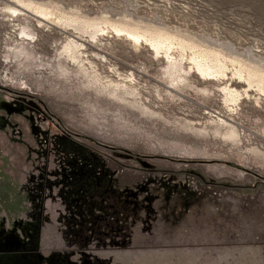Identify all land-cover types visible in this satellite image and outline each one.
I'll list each match as a JSON object with an SVG mask.
<instances>
[{"label": "rangeland", "instance_id": "obj_1", "mask_svg": "<svg viewBox=\"0 0 264 264\" xmlns=\"http://www.w3.org/2000/svg\"><path fill=\"white\" fill-rule=\"evenodd\" d=\"M22 1L54 22L0 0V264H264V0Z\"/></svg>", "mask_w": 264, "mask_h": 264}, {"label": "bare ground", "instance_id": "obj_2", "mask_svg": "<svg viewBox=\"0 0 264 264\" xmlns=\"http://www.w3.org/2000/svg\"><path fill=\"white\" fill-rule=\"evenodd\" d=\"M14 2L15 3L17 2L16 5L17 4L19 5V3H20V6H21V4H23L25 7H28L29 10H25L22 8L23 7L22 6L21 11L23 10L27 14L32 15L35 18L37 17L40 20H45V19L47 20V18L49 20L53 16V13L51 12L52 10L50 11L41 5L40 6H38V5L34 6L33 5L34 6L33 7V6H31L32 2L29 3V2L25 1L26 2L25 3L22 0H14ZM18 8H19V6H18ZM13 10L17 16L23 15L17 9H13ZM55 15H57V14L55 13ZM55 15L53 18H55ZM59 18L61 19V17H59ZM64 18H66V17H64ZM53 20L54 19H52V21ZM70 20L71 19H69V24L70 23H76V24L78 23V21L76 19H72V21H70ZM46 22H49V21H46ZM64 22H65V19H64ZM66 22L68 23L67 20H66ZM83 22H84V20H83ZM107 23L109 26H111V24H110L111 22L107 21ZM117 24H118V22H117ZM117 24L115 23V24H112V26H111L114 29V31H116L118 33H122V34L124 33L127 37H129L131 40H133L137 43H140L139 41H143V42H145V44L148 43V46H150L156 52H160L162 50L165 52L166 55H168L167 54L168 51L171 50L172 48H175V47H173L174 44H177V47L182 51L185 49L186 50L191 49L192 52H191V55L189 56L188 62H191V64H192L191 67H193V69H194L193 72H195L202 80H205V81L216 80V79L219 80V79L226 78L227 73H228L227 71H229L228 69H230V68H228L229 65H227V63H228L227 61L234 62L233 60L230 61V60L223 58V56H221L219 53H217V51L216 52L205 51V49L203 51H200L198 49L200 51L199 52L197 50L196 45H194L193 43L185 42L184 39L182 40V39L178 38L180 40H178L176 43L175 38H177V37L172 36L165 31H162L163 29L159 30V28H158V29L152 30V29H146L145 28V30H144V29H140L139 27H136V26L135 27L128 26V24L127 25H125V24L124 25H121V24L117 25ZM108 25H106V26H108ZM74 26H76V25H74ZM79 27H81V26H78V28ZM74 28H76V27H74ZM97 29H98L97 31H103V29L100 27H98ZM79 31H81V30H79ZM169 53H171V51ZM179 54H180V51H179ZM180 55H182V52ZM238 64H240V63H238ZM244 68L245 67H243L241 65L238 66V68L236 67L234 75H236L240 79H242V81L245 82V84H247L248 87L255 84L254 86L257 87L256 88L257 91L264 93V75L261 74L262 72L258 73L256 71H253V69L248 70L247 67L245 68L247 70L244 71ZM168 88L171 89L170 86ZM224 91H226V96L231 97V98L234 97V92L231 89L226 87V88H224Z\"/></svg>", "mask_w": 264, "mask_h": 264}, {"label": "crops", "instance_id": "obj_3", "mask_svg": "<svg viewBox=\"0 0 264 264\" xmlns=\"http://www.w3.org/2000/svg\"><path fill=\"white\" fill-rule=\"evenodd\" d=\"M6 191H7V190H6ZM3 220H4V219H3ZM0 222H1V224H2V225H4V224H7V223H8V221H7V220H6V221H4V222L1 220Z\"/></svg>", "mask_w": 264, "mask_h": 264}]
</instances>
